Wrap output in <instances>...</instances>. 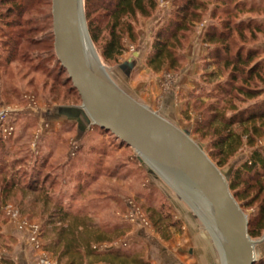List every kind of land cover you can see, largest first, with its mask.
Here are the masks:
<instances>
[{"label": "rangeland", "instance_id": "obj_1", "mask_svg": "<svg viewBox=\"0 0 264 264\" xmlns=\"http://www.w3.org/2000/svg\"><path fill=\"white\" fill-rule=\"evenodd\" d=\"M203 1V20L178 50L181 63L177 69L168 63L155 71L147 64L158 32L174 20L179 4L175 0H157L151 16H138L136 37L123 38L125 50L117 59L106 61L95 48L123 89L189 131L228 175L229 184H234L231 192L252 220L251 237L257 240L264 236V167L254 178L242 167L255 152L264 155V118L248 125L242 144L223 165L218 162L225 158L227 147L217 133L223 123L216 120V133L205 134L201 127L211 115L210 108L223 106V96L229 98L225 89H232L234 98L228 107L236 106V112L264 110V0ZM17 2L30 5V10L10 12L13 2L0 6V108L11 110L6 124L14 127L6 137L0 132V167L5 165L12 178L9 183L15 185L9 204L34 219L44 217V230L58 204L91 216L109 232L116 226L128 230L135 226L134 246L118 240L121 237L109 244L147 256L148 264H223L217 244L196 212L166 181L150 172L132 147L96 125L80 126L78 120L59 114V106L80 105L81 100L71 83H63L66 73L60 69L50 18L52 0ZM212 23L219 31L231 32L228 53L233 58L240 55V62L234 60L225 68L224 61L218 60L213 46L205 41ZM248 56L251 60L246 64ZM255 64H260L256 74L245 82L248 69ZM240 86L243 91L238 90ZM248 89L257 90L259 96L249 98ZM236 112L228 111L227 117L234 118ZM243 128L234 125L229 130ZM230 140L235 143L236 137ZM68 161L76 162L75 166ZM32 175L37 178L31 180ZM44 180L45 191L54 194L48 203L38 193L21 188L29 183L39 186ZM52 180L56 183L50 188ZM131 202L139 209L135 222L130 216ZM0 215L1 222H9L5 210ZM47 232L54 235L57 230ZM256 255V264H264V242L256 246Z\"/></svg>", "mask_w": 264, "mask_h": 264}, {"label": "water", "instance_id": "obj_2", "mask_svg": "<svg viewBox=\"0 0 264 264\" xmlns=\"http://www.w3.org/2000/svg\"><path fill=\"white\" fill-rule=\"evenodd\" d=\"M52 15L57 57L81 98L80 105L59 106V114L80 126L96 125L132 147L150 172L196 212L223 264H255L264 236L251 237L228 175L189 131L133 97L110 75L90 35L84 0H52Z\"/></svg>", "mask_w": 264, "mask_h": 264}, {"label": "trees", "instance_id": "obj_3", "mask_svg": "<svg viewBox=\"0 0 264 264\" xmlns=\"http://www.w3.org/2000/svg\"><path fill=\"white\" fill-rule=\"evenodd\" d=\"M177 1L179 4L175 10L176 15L174 20H170L167 26L158 32L154 40L153 51L147 58L148 66L155 71L161 70L168 63H170L171 67L174 69L179 67L181 56L178 54V50L182 48L187 36L196 29L197 23L203 20V12L200 10L205 7V2L203 0H175V2ZM7 2H13V5L9 8L10 12L19 9L17 13L23 14V12H28L30 10V5L18 4L17 0H0V6H4ZM84 3L90 35L94 44L101 50V56L106 61L115 60L118 56L123 54L125 50L123 38L126 35H129L131 38L136 37L135 21L138 19V16H151L157 8V0H84ZM2 15L3 13H0V19H3ZM50 18L53 20L52 14ZM27 21L31 22L32 20L28 18ZM226 23L229 24L226 26L227 31H230V22L226 20ZM217 27L215 23L209 26L205 41L213 46L217 55L216 57L218 60L221 58L222 61H224L225 68L230 67L234 63V60L240 62L241 58L240 55L233 58L228 53L230 48L227 43L231 32L219 31ZM29 31H32V28ZM27 43H29V41ZM250 60L251 57L249 58L248 56V59L244 60V62L247 64ZM58 62L60 69L66 73V78L63 83H71V88L77 91L72 81L69 80V75L62 67L59 59ZM259 65L260 64H255L248 69L243 79L245 82L253 79V76L256 74V68ZM232 73H236V68H233ZM238 90L243 91L244 89L240 86ZM225 92H227L229 97L223 96L222 100L225 104L221 107L210 108L211 115L206 118L201 127L202 129H206L205 134H208L207 131L211 130H215L216 133V120L220 119L223 123V128L218 130L217 133L222 135L221 143L227 147V150H224L226 152L225 158L219 160V165L225 164L237 151L242 144L244 135L247 134V130L249 129L248 125L253 122L255 123L256 120L264 118V110L261 109H253V111L249 113H246V111L238 113L236 112V106L228 107L229 102L233 100L234 96H232V89H225ZM247 95L249 98H256L259 96V92L255 89H248ZM228 111L236 112L237 117L228 118ZM234 125H239V127L244 126V128L242 131L236 130L235 132L229 130ZM254 132L257 133L258 131ZM233 136L236 137L235 143L230 140ZM229 141L230 143H228ZM226 142L228 143L227 145ZM259 154V152H255L252 156V161L242 167L250 178H254L256 174L262 171V167H264V155L260 156ZM68 162L71 167L76 164V162L73 161ZM235 174L237 177L242 176V173L238 171ZM30 178L32 180V178L37 177L32 175ZM11 179L12 178H10L8 172L5 170V165L1 166L0 200L1 198L7 200L15 188L13 183H9ZM44 182L45 180L42 182L43 184L36 187L30 183L21 184L23 186L21 188H26L33 193H38V197L40 198L41 196V198H45L44 202L48 203V201L50 202L54 198V194L45 191ZM54 183H56L55 180H52L50 188L54 186ZM230 188H234V184L231 183ZM51 211L54 212L51 216L55 217L48 219L45 227L46 229L43 230V237L47 250L53 253L60 263L89 264L90 258H94L96 261H102L107 264H148L143 256L135 254L131 256L130 252L123 251L120 248L113 247L100 250V248L95 247L101 243L115 241L117 238L127 233V228L116 226L112 232H109V229L103 228V226L93 220L91 216L81 214L80 210L78 212H72V210L60 204ZM22 213L26 215L23 211ZM27 217L32 218L30 216ZM263 225L264 224L261 226L263 227ZM49 228H55L57 230L56 234L51 235V233H48L47 230ZM249 232L252 236V220H249ZM8 263L9 262L4 259L0 260V264Z\"/></svg>", "mask_w": 264, "mask_h": 264}, {"label": "built area", "instance_id": "obj_4", "mask_svg": "<svg viewBox=\"0 0 264 264\" xmlns=\"http://www.w3.org/2000/svg\"><path fill=\"white\" fill-rule=\"evenodd\" d=\"M11 110L8 108H0V132L6 137L14 130L13 125L6 124L10 119ZM131 220L137 221V213L139 209L133 202L130 203ZM9 219V224H12L18 233L25 239L28 249L33 254L37 264H59L57 259L47 250L43 237L44 226L38 219L29 218L24 215L18 207L6 205L3 207ZM100 249L109 248V244L95 246Z\"/></svg>", "mask_w": 264, "mask_h": 264}, {"label": "crops", "instance_id": "obj_5", "mask_svg": "<svg viewBox=\"0 0 264 264\" xmlns=\"http://www.w3.org/2000/svg\"><path fill=\"white\" fill-rule=\"evenodd\" d=\"M139 53V52H138ZM140 55V53L138 54ZM136 55V56H138ZM6 205H10L9 201L2 199L0 200V212L3 210V207ZM1 217V215H0ZM40 220V219H39ZM40 221H46L43 217ZM14 233V234H13ZM136 227L134 226L131 230H128L127 233L121 236L118 240L125 241L129 246H134V242H137L136 239ZM118 242V241H117ZM101 243L103 244H109ZM110 245V244H109ZM127 245V246H128ZM109 248H112L111 246ZM108 248L100 249L106 250ZM51 253V252H50ZM53 256L54 254L51 253ZM133 256V253H130ZM55 257V256H54ZM4 259L8 261V264H37L36 260L28 249L25 239L18 233L14 226L10 225L9 223H3L0 219V260ZM146 261H150L147 256L144 258ZM58 261V260H57ZM98 261V260H97ZM94 258H90L89 264H107L102 261L97 262ZM59 262V261H58ZM59 264H65L60 263Z\"/></svg>", "mask_w": 264, "mask_h": 264}]
</instances>
